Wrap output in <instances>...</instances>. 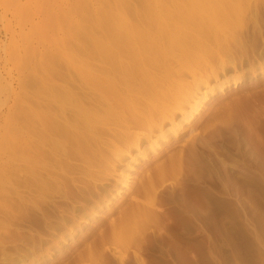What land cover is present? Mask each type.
<instances>
[{
    "label": "rangeland",
    "instance_id": "1",
    "mask_svg": "<svg viewBox=\"0 0 264 264\" xmlns=\"http://www.w3.org/2000/svg\"><path fill=\"white\" fill-rule=\"evenodd\" d=\"M262 68L264 0H0V264H264Z\"/></svg>",
    "mask_w": 264,
    "mask_h": 264
},
{
    "label": "bare ground",
    "instance_id": "2",
    "mask_svg": "<svg viewBox=\"0 0 264 264\" xmlns=\"http://www.w3.org/2000/svg\"><path fill=\"white\" fill-rule=\"evenodd\" d=\"M262 74H264V68H262L261 72L259 73V75H262ZM209 80H210L209 77H206L204 79L202 78L200 86L207 85L209 83ZM236 83H234V85H236ZM226 87H227L226 84L221 85L220 88H219L220 89L219 92H222V90H223L222 88H226ZM202 93H203V97L204 98H207L209 95H213L214 94V92H212V91L209 92V93H207V92H202ZM187 101H188V97L187 98H184L182 101H180L177 104V106L170 111V114L168 116H165L163 118L162 124L164 125V123H170L171 121H173L176 118V115L183 110L184 105H185V103ZM197 113L198 112H193V113L189 114L182 121L183 124L182 123L181 124H178L175 128H173V130L171 132L172 135L173 136H175L176 134L178 135V133L182 130V127H184L183 125L191 124L196 119ZM166 135H167L166 132L162 135L163 140L164 139L165 140L167 139V136ZM150 137H151V131L141 132L140 134H138V137H137V142H138L137 145H139V143H142L144 140L149 139ZM155 143H156V141H155ZM156 146L157 145L155 144L153 147L154 148H157ZM153 147H151L150 149L151 150L154 149ZM158 148H159V146H158ZM141 154L146 156V155H148V152L145 151V148H144V150L141 152ZM99 216H100L99 215V212H97V211H94L93 214H92V217H94V218H97Z\"/></svg>",
    "mask_w": 264,
    "mask_h": 264
}]
</instances>
